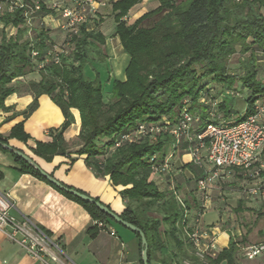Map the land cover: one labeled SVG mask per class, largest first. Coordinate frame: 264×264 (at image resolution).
<instances>
[{
	"label": "trees",
	"instance_id": "trees-1",
	"mask_svg": "<svg viewBox=\"0 0 264 264\" xmlns=\"http://www.w3.org/2000/svg\"><path fill=\"white\" fill-rule=\"evenodd\" d=\"M3 1L6 0H0ZM143 1L117 0L112 4L114 37L120 40L130 58L125 81L111 80L108 73L97 72L94 77L87 73L88 67L93 69L97 57L101 56L99 46L107 42L100 25L81 27L79 35L70 41L69 53L61 56L60 64L50 61L38 70V62L45 60L56 43L50 29L43 24V18L51 11L42 6L37 16L41 24L33 27L30 37L23 10L3 16L0 19L4 27L0 35V109H6V100L16 92L14 84L39 73L41 80L29 83L35 100L24 113L25 118L36 111L39 97L48 95L61 109L65 120L60 128L49 131L51 141L35 143L32 152L36 157L52 162L56 156L70 154L65 133L75 124L73 110H78L80 149L75 154L85 156L87 165L97 175L109 176L115 187L124 188L121 195L126 201V210L120 217L144 232L150 260L159 252L162 264H237L241 243L233 238L229 247L216 257L207 256L201 261L195 256L186 232L192 230L198 218L200 201L196 197H182V205L177 199L176 194L181 195L176 185H171L174 189L162 190L159 181L153 179L154 164L165 162L173 138L163 134L152 142L149 138L134 137L132 142H124L120 147L117 142L144 123L164 126L170 121L174 124L185 110L199 119L194 125L197 133L209 123H219L221 111L228 120L233 112L229 101L235 96L236 84L249 96L242 121L245 120L255 102L264 96V80L259 79L261 70L264 71V0H157L158 9L129 26L125 18ZM155 16L160 18L145 26ZM8 27L15 28L14 35L6 32ZM34 50L40 55L37 60L32 58ZM236 55L243 72L241 76L230 74V60ZM210 83L223 86L224 94L215 97ZM11 139L23 143L32 140L24 122L14 126L8 137L0 135V143L9 145ZM185 148L186 145L182 150ZM0 150L9 153L3 148ZM11 155L20 172L38 178L76 202L94 221L118 225L96 206L57 188L23 159ZM183 155L182 152L179 156ZM183 168L191 169L192 180L197 184L201 172L191 163ZM40 230L50 235L43 228ZM88 233L96 238L98 226L91 227Z\"/></svg>",
	"mask_w": 264,
	"mask_h": 264
},
{
	"label": "crops",
	"instance_id": "crops-1",
	"mask_svg": "<svg viewBox=\"0 0 264 264\" xmlns=\"http://www.w3.org/2000/svg\"><path fill=\"white\" fill-rule=\"evenodd\" d=\"M45 1L50 2V0ZM159 6L160 3L157 0H144L129 12L125 21L129 26L133 25L145 14L153 12ZM109 15L111 19L114 18L111 16L113 15V5L101 9L99 20L91 28L100 25V31L107 38L105 46L109 56L121 55V62L116 64L113 71L114 77L111 80L125 81V71L130 58H126L120 40L115 38L114 34L104 32L106 22L103 20H106ZM52 23L53 21L48 20L47 27ZM2 28L0 23V29ZM51 29L53 28H50V31ZM51 37L56 40V35L52 32ZM110 41L116 45L114 54L109 45ZM40 80V75L36 72L14 84L16 92L6 100V109H0V135L4 138L8 137L14 126L24 122L25 131L32 140L23 143L11 139L9 140L10 146L32 158L45 173L53 176L61 184L96 199L117 215H122L126 210V201L121 195L124 188L115 187L109 176L97 175L87 165L85 156L75 154L80 149L77 144L81 130V116L78 110H73L75 124L65 133V139L69 144V155L56 156L52 162H46L33 154L32 149L35 147V143L51 141L49 131L60 128L65 120L61 109L48 95L40 96L36 111L25 118L24 113L35 100L34 93L29 90V83ZM106 87L109 88V84ZM262 161L264 162V152L256 166ZM178 164L182 168L184 165L190 164L189 157L187 155L177 156L172 161V172L168 176L162 177L156 174L153 179L159 181L160 185L166 184L167 186L163 187L167 189H171V185H176L179 193L186 191L188 194L186 183H188V179L194 178L193 172L190 168L178 169ZM0 174V199L3 198L5 204L9 205L8 214L19 222L27 219L35 227L43 228L49 232V239L54 244H58L62 251L61 262L58 264H142L143 247L140 239L132 231L115 224L104 225L94 221L91 215L76 202L67 199L38 178L20 172V166L14 157L3 150H0ZM236 176H240L243 181L246 180L241 172H236L233 177ZM190 196L192 195L190 194ZM216 210H218L221 222L219 224H216L218 221L212 222L202 227L216 229L220 252L229 247L232 238L238 242L237 239L242 236V233L239 230L233 232L230 228L225 227L223 225L225 213L221 208ZM96 225L99 228V233L96 238H92L88 230ZM112 233L115 235L113 236ZM256 233L260 236L262 233L264 235V230L257 229ZM12 234L13 231L10 228L0 229V264H41L31 257L24 247L20 246L19 241L22 240V235L16 234L15 240H13ZM243 242L239 245L237 264H264V256L253 261L244 257V249L256 244L254 240H250L248 243L243 240ZM159 254V252L153 254L150 264H162ZM222 264H226V262Z\"/></svg>",
	"mask_w": 264,
	"mask_h": 264
},
{
	"label": "built area",
	"instance_id": "built-area-1",
	"mask_svg": "<svg viewBox=\"0 0 264 264\" xmlns=\"http://www.w3.org/2000/svg\"><path fill=\"white\" fill-rule=\"evenodd\" d=\"M116 1L50 0L47 3L45 0L30 2L27 0H6L0 2V19L16 10H23L30 37L33 20L37 18L42 11V6L45 5L51 14L43 18V24L47 25L48 20L58 21V27L64 35L67 46L70 47V41L79 35L81 27L91 28L99 20L101 9ZM11 31L14 33L15 28L11 27ZM12 33L8 34L12 36ZM69 51L70 48L54 43L45 60L38 62V70H42L45 64L50 61L60 64L61 56L67 55ZM39 56L38 51H32L33 60H37ZM201 102L204 103L205 99H201ZM197 122L199 119L185 110L174 124L170 121H166L164 126L141 124L135 132L124 134L117 142V146L120 147L124 142H132L134 137L139 140L149 138L152 142H156L158 135H170L173 138V144L167 159L162 164H154L155 173L160 175L170 173L171 162L182 152L190 157V163L201 172L196 186L202 195V200L198 218L195 220L192 230L186 234L195 250V256L204 261L207 256L216 257L220 250L216 229L214 227L203 228L201 225V219L211 207L210 190L214 185L225 178L233 177L236 172H241L248 182L245 192L252 198L264 202V162L262 161L256 166L264 152V96L255 102L252 113L242 122L233 124L223 120L217 124L209 123L199 133L194 130V125ZM184 145L186 148L182 150ZM171 189H174L173 186ZM176 195L183 205L182 197ZM5 203L3 198L0 199V229L10 228L13 231L11 235L13 240H15L16 234L22 235V240L19 241L20 246L24 247L30 256L41 264L60 263L62 254L60 246L54 244L45 232L32 225L29 220L19 222L11 217L8 214L9 205ZM100 225L103 226V224ZM112 235L114 236L115 233ZM263 256L264 244L252 245L244 249V257L249 261ZM186 264L191 263L187 262Z\"/></svg>",
	"mask_w": 264,
	"mask_h": 264
},
{
	"label": "rangeland",
	"instance_id": "rangeland-1",
	"mask_svg": "<svg viewBox=\"0 0 264 264\" xmlns=\"http://www.w3.org/2000/svg\"><path fill=\"white\" fill-rule=\"evenodd\" d=\"M159 18L160 16H155L148 19L145 22V24H147L145 26H148V24L152 25ZM103 22H106V25L104 26V32L106 34H114L115 33L114 29L116 27L114 18L111 19L109 15L106 20H103ZM40 24H41V20L39 18L33 20V27H37ZM58 25H59L58 21H54L52 24H49L48 26L49 29L53 28L51 29V32L56 35L55 42L60 46H64L65 48H70L67 46V43L64 40V35L60 31ZM1 30L2 29H0V35H1ZM7 30L8 33L10 34L13 31V30L11 31V27H8ZM12 35L14 34L12 33ZM109 45L111 46V50L113 49V54L116 53V45L113 44L112 41H110ZM99 49L101 52V56L97 57V62H94L93 69L92 66L88 67L87 73L92 77H94L97 72L104 75L108 73L111 79L112 77H114L113 71L115 70L116 64L118 65V63L120 64L121 62V55L114 54L113 56L112 55L109 56L106 46H99ZM126 58H128L127 55ZM229 68H230V74L237 76L243 75V72L239 65L238 55L231 58ZM259 79L264 80L263 69L261 70ZM210 86H212L213 88L214 91L213 94L215 95V97H219L222 94H224L223 91L225 89L223 86L211 84V83ZM235 88H236V91L234 92L235 96L229 101L230 106L233 109V112L227 120L223 118V114H222L223 111H221L220 112L221 118L218 119L219 122H222L223 120H227V122H232L233 124L242 122V119L246 113V109L248 106L247 100L249 96L247 92L241 91L240 84H236ZM108 93H109V88L107 87L105 88L106 101H107ZM207 103H211V102H207ZM177 166L179 167L178 169H183V170L186 169V168L185 169L182 168L180 164H178ZM185 180L187 181L186 177ZM187 182L188 183H186V187L188 188L189 193L187 194L186 191L184 192L182 191V193H180L181 197L184 198L196 197L201 203L202 195L197 191L195 180L188 179ZM247 184H248L247 180L243 181V179L240 176H236L231 178H225L220 183L214 185V187H212V189L210 190V196L212 199L211 207L210 210L207 211L206 214L201 219V223H202L201 225L207 226V224L216 221H218L216 224H219L221 221H219L220 216L218 210L216 209L221 208V210L225 213L223 217L225 222L223 225L233 230V232L239 230L242 233V236L237 239L239 243L243 244L244 243L243 240H245L247 243L250 242V240H254V243L256 245L264 244L263 233L261 236L259 234L257 235L256 233L257 229L264 230V202L256 198H252L251 196H249V194L245 192V187L247 186ZM163 186H167V185L162 184L161 189H167L166 187ZM190 194L192 196H190ZM219 205L222 206L220 207Z\"/></svg>",
	"mask_w": 264,
	"mask_h": 264
},
{
	"label": "water",
	"instance_id": "water-1",
	"mask_svg": "<svg viewBox=\"0 0 264 264\" xmlns=\"http://www.w3.org/2000/svg\"><path fill=\"white\" fill-rule=\"evenodd\" d=\"M0 148H3L4 150H7L9 153L14 154V155L20 157L21 159H23L28 165L31 166V168L33 167L37 172H39L43 176V178H45L52 185L63 190L67 194H70V195H72V196H74V197H76V198H78V199H80L86 203H89L93 206H96L100 211H102L110 219H112L115 223H117L118 226L120 225V226L124 227L125 229H128V230L132 231L133 233L138 234L140 236L141 244L143 247V252H142L143 264H150V259H149V255H148V250H149L148 241H147L146 235L144 234V232L141 229H139L138 227H136L134 225L132 226V224L124 221L119 216V214L117 215L116 213L111 211L110 208L103 205L102 203H100L96 199H93V198L89 197L88 195L83 194V193H81L75 189L65 187L63 184H61L58 180H56L50 174H47V172L45 173V171L32 158H30L29 156H27L23 152L18 151L15 148H13L12 146H10L8 144H3V143H0Z\"/></svg>",
	"mask_w": 264,
	"mask_h": 264
}]
</instances>
